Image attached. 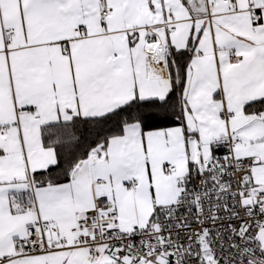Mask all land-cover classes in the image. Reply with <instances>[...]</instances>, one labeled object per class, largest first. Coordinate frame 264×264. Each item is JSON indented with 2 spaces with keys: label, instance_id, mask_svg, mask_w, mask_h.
Segmentation results:
<instances>
[{
  "label": "snow or ice",
  "instance_id": "1",
  "mask_svg": "<svg viewBox=\"0 0 264 264\" xmlns=\"http://www.w3.org/2000/svg\"><path fill=\"white\" fill-rule=\"evenodd\" d=\"M0 264H264V0H0Z\"/></svg>",
  "mask_w": 264,
  "mask_h": 264
}]
</instances>
